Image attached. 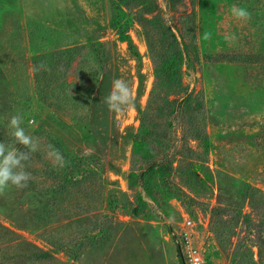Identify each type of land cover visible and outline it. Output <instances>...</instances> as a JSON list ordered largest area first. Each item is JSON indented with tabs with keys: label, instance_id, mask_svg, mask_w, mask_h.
I'll return each mask as SVG.
<instances>
[{
	"label": "rangeland",
	"instance_id": "obj_1",
	"mask_svg": "<svg viewBox=\"0 0 264 264\" xmlns=\"http://www.w3.org/2000/svg\"><path fill=\"white\" fill-rule=\"evenodd\" d=\"M16 114L41 150L0 196V264H183L187 217L206 264H264V0H101L76 32L0 0L6 144Z\"/></svg>",
	"mask_w": 264,
	"mask_h": 264
},
{
	"label": "clouds",
	"instance_id": "obj_2",
	"mask_svg": "<svg viewBox=\"0 0 264 264\" xmlns=\"http://www.w3.org/2000/svg\"><path fill=\"white\" fill-rule=\"evenodd\" d=\"M230 12L238 21H246L250 18L249 11L238 5H232ZM205 40L211 38L210 32H205ZM36 70L50 71L51 69L41 62ZM110 111H123L133 104L132 89L124 79H115L112 90L104 98ZM24 117L20 114L11 116L8 128L14 144H6L0 141V196H3L10 186L22 189L27 186L31 174L26 171L25 162L31 159V155L41 150V142L38 137L26 132L23 127ZM31 123V122H30ZM15 145H22L23 149ZM90 154L89 151L83 155ZM46 155L52 161L53 167L63 168L67 165L63 154L54 145L46 146Z\"/></svg>",
	"mask_w": 264,
	"mask_h": 264
},
{
	"label": "crops",
	"instance_id": "obj_3",
	"mask_svg": "<svg viewBox=\"0 0 264 264\" xmlns=\"http://www.w3.org/2000/svg\"><path fill=\"white\" fill-rule=\"evenodd\" d=\"M17 3L25 19L71 32L97 20L101 6V0H17Z\"/></svg>",
	"mask_w": 264,
	"mask_h": 264
},
{
	"label": "built area",
	"instance_id": "obj_4",
	"mask_svg": "<svg viewBox=\"0 0 264 264\" xmlns=\"http://www.w3.org/2000/svg\"><path fill=\"white\" fill-rule=\"evenodd\" d=\"M196 224L192 218L187 217L183 222L182 236L180 241V254L184 264H206V258L202 250L201 244L194 237Z\"/></svg>",
	"mask_w": 264,
	"mask_h": 264
},
{
	"label": "trees",
	"instance_id": "obj_5",
	"mask_svg": "<svg viewBox=\"0 0 264 264\" xmlns=\"http://www.w3.org/2000/svg\"><path fill=\"white\" fill-rule=\"evenodd\" d=\"M152 167H149V170L151 169ZM144 175H145V173H143ZM180 257H181V259H182V256H181V254H180ZM182 262H183V259H182ZM183 264H184V262H183Z\"/></svg>",
	"mask_w": 264,
	"mask_h": 264
}]
</instances>
